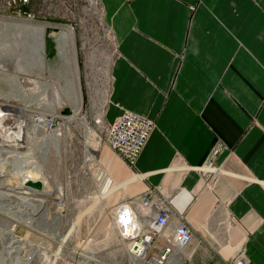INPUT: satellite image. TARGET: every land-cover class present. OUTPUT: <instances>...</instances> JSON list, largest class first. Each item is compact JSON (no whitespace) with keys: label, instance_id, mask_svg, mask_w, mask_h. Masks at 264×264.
<instances>
[{"label":"crops","instance_id":"1","mask_svg":"<svg viewBox=\"0 0 264 264\" xmlns=\"http://www.w3.org/2000/svg\"><path fill=\"white\" fill-rule=\"evenodd\" d=\"M100 1L116 49L104 120L155 123L135 166L142 191L178 194L220 255L264 264V0Z\"/></svg>","mask_w":264,"mask_h":264},{"label":"rangeland","instance_id":"2","mask_svg":"<svg viewBox=\"0 0 264 264\" xmlns=\"http://www.w3.org/2000/svg\"><path fill=\"white\" fill-rule=\"evenodd\" d=\"M8 3L9 0H0V38L10 39L9 48L6 50H3L4 46L0 44V113L2 114L0 115L6 118L3 125L6 128H11L22 118L44 117L42 115L50 114L45 106L39 105L36 98L31 97L37 92L35 81L40 77L57 81L67 71L72 72V65H64L65 61L61 58L58 50V37L65 31L64 27H67L72 31V39L70 40L73 41L72 46L77 63L81 92L82 108L78 118H84L88 121L94 135L102 143V150L96 154L97 157L94 160L90 159L86 151L84 129L78 120L69 119L74 115V108L67 104L60 110V117L50 118L49 128L52 130L60 128L61 132L52 137L51 148L45 155L44 161L39 160L47 182L53 186L55 193L59 192L61 195L45 197L32 192H28L29 194L26 195L35 199H44L48 202V218H46L48 225L52 223L51 221H56L54 220L55 216L60 214L61 217L56 222L58 235H67L70 223L72 229L77 227V233L73 230L71 234L70 246H75L80 252L92 250L91 254L95 255L96 258L108 264H114L110 257L112 252L110 243L113 238L106 236L109 225L108 210L122 199L140 193L142 183L136 180L128 187L116 189L108 199L103 201L104 204L95 202L94 198L99 195L100 190L105 185L104 177L110 179L112 186H114L135 175L105 144L104 136L97 123L100 115L104 113L106 105L104 99L108 95L111 85L110 68L116 50L112 31L105 20L102 3L100 0H96V4L93 5L90 0H30L27 12L21 14V16L14 11L15 9L9 7ZM11 20H23L26 22L25 24L46 25V68L41 72L36 69L22 71L20 63L23 60L21 36L20 34L17 35V31L8 30L5 27ZM51 29L58 30V32L52 34ZM68 50L70 51V48ZM4 56H10L5 63H3ZM12 57H18L20 62L14 63ZM23 65L24 67L27 66L26 63ZM37 73L41 74L38 76ZM68 75L72 78L71 74ZM13 76H18V82L11 79V77L14 78ZM19 87L25 90L28 98L24 99L20 96L18 90L21 88ZM14 108H22L23 114H20ZM67 109L69 113L66 112ZM42 137V135L38 136L37 144L42 143ZM19 152L25 153L26 149H21ZM1 159L5 161L4 156ZM12 164L13 160H7L6 168H9ZM8 184L15 188L18 187L15 179H11ZM0 190L9 192L7 189ZM20 191L22 190L18 191L16 189V192ZM59 196H63L66 202L64 208H60L55 203L56 198ZM11 198H17L15 191ZM9 202L6 201L7 206H10ZM11 204L15 206L16 202ZM42 211L43 209L39 210L34 217L37 218ZM0 217V228L6 229L8 227L7 217L4 215ZM15 224L14 233L25 239L22 245L25 244L26 248L19 247V250L14 248L9 251L5 248L0 250V264H17L18 262V264H22L19 260L16 262L14 258L18 257L19 259L21 256H26L31 250L29 248L35 247L50 254L51 258L48 263L34 260L30 264H72L68 256L61 260L56 257L61 252V247L58 241L55 242V239L48 234L51 229L45 226L44 222H37L36 224L41 230L36 227V229H28L29 232L22 224ZM210 228L219 240L222 238L224 246L229 249H231V246L235 247L239 244L241 239L239 232H235V240H232L230 237L221 236L215 224H210ZM194 234L197 244L192 259L187 264H225L226 261L235 256L230 253L228 257L220 255L218 244L208 237L203 228L199 227L194 230ZM228 236H232V233L229 232Z\"/></svg>","mask_w":264,"mask_h":264},{"label":"bare ground","instance_id":"3","mask_svg":"<svg viewBox=\"0 0 264 264\" xmlns=\"http://www.w3.org/2000/svg\"><path fill=\"white\" fill-rule=\"evenodd\" d=\"M90 1L92 5L96 4V0H90ZM25 23L26 22H24L23 20H11V22L5 26L8 30L17 31V35L20 34L21 36V42L23 46L22 47L23 60L22 62H20L18 57L16 58L12 57V61H14V63L20 62L22 71L26 72L36 69L39 72H41L43 69L46 68V57H45L46 25H32ZM64 29L65 31L58 37L59 38L58 49L61 58L66 63V64L64 63V65L65 66L72 65V72L67 71L66 74L64 76L59 77L57 81L54 80L50 81L45 77H40V79L35 81L37 92L33 97H31V98H36V102L39 105L45 106V108L48 111H50V114L42 115L44 117L31 116L28 117L27 119L22 118V120L17 122L14 127L6 128L3 125V121L6 118L1 116L2 114L0 113L1 114L0 115V189H7L9 191V192H3L0 190V216L4 215L8 219L7 220L8 227L6 229L0 228V243H1L0 250H3L4 248L5 250L8 251L13 250L14 248L19 250V247L26 248L25 244L24 246L22 245L23 240L25 239L20 238L14 233V226H16L15 223L22 224L24 227L27 228L26 230L29 232L28 229L32 230V229H36V227L38 230H41V228L36 226V224L37 222L38 223L44 222L45 226L50 227L51 229L50 232H48V234L51 236V238L55 239L54 240L55 242L58 241L59 246L61 247V252H59L58 255H56V257L59 258L60 260L66 256H68L71 259H73L75 256H79L83 264H108L96 258L95 255L91 254L92 250H88L87 252H80L75 248V246H70V242L72 240L71 234L73 230L76 232L77 227L75 229H72L71 227L72 225L70 223L68 234L58 235L56 222L59 220V217H61L60 214H57L55 216L54 220L56 221H51L52 223L49 222L50 224L48 225L47 224L48 220L46 219L48 218L47 216L48 202L44 199H35L33 197L26 195L29 194L28 192L39 194L45 197L61 195V193L59 192L55 193L54 191L55 189L53 188V186L47 182L46 178L44 177L43 170L39 164V160L44 161L45 155L47 154L48 150L51 148L52 137L55 134L61 132L60 128L54 130L49 128L50 127L49 124L51 123L50 118L52 117L54 118L57 116L60 117V110H62L67 104H70L74 108V115L71 116L69 119L78 120L79 124L84 129V133L86 136L85 146L88 157L94 160L97 157L96 154H98V152L102 150L101 140L98 137L97 138L99 140L96 138L88 121L84 118H80V119L78 118V115L82 108L81 107L82 103H81V92L78 82V74H77V66H76L77 63L75 60L73 46H72L73 41L70 40L72 39L71 38L72 31L67 27H64ZM50 32L52 34H56L57 30L51 29ZM9 42H10L9 38H5V37L0 38V44L4 46L3 47L4 49L2 48L3 50L9 48L8 46ZM69 48L70 51L68 50ZM9 57L10 56H4L3 63H5ZM25 63L27 65L26 67H24L23 65ZM40 74L41 73H37L38 76ZM68 74H71L72 78L69 77ZM13 77L14 78L11 77V79L14 82H18V76H13ZM18 91H20L19 94L22 98L24 99L28 98V95L26 94L25 90L21 88ZM14 109L17 110L20 114H23L24 112L22 108H17V109L14 108ZM102 116L103 115H100L99 120ZM99 120H97V123ZM39 135L43 136L42 137L43 140L41 144L36 143V140ZM24 148L26 149L25 153L19 152L21 149L23 150ZM3 156L5 158V161L1 159ZM6 159L7 160L10 159L11 161L13 160V164L12 166H9V168H6L7 167ZM204 170L212 171L209 168H205ZM133 177L134 179H132L131 181L137 180L139 176L135 174ZM11 179H15L17 181L18 183L17 188L12 187L8 184ZM28 179L42 181L43 183L42 190L39 192H35L23 188V182ZM105 179L106 178L104 177L103 179L105 184L104 187L102 188V190H100L99 195L94 198L96 200L95 202L98 204H104L103 201L107 197V194L111 187V180L108 178L106 180ZM100 187L99 189H101ZM120 188H123V186L119 187V189ZM16 189L18 191L19 190L22 191L16 192ZM116 189H114L113 192H115ZM14 191L16 193L17 198L12 199L11 196L14 195ZM6 201H10L8 203L10 204V206L6 205ZM12 202L13 203L16 202V205L13 206L11 204ZM41 209H43V211L39 214V216L37 215L38 216L37 218H35L34 215L37 214ZM107 232H108V236L113 238V232L111 231V227L110 229H108ZM48 238L50 239V237ZM5 243L6 246L4 247ZM29 250L30 251L29 252L27 251L28 254L26 256L24 257L21 256L19 257V259L18 257L14 258L16 262L19 260L22 262V264H30L34 260L43 261L47 263L50 261L51 255L41 250L40 248H36V247L29 248ZM241 252L242 250H240L238 253Z\"/></svg>","mask_w":264,"mask_h":264},{"label":"built area","instance_id":"4","mask_svg":"<svg viewBox=\"0 0 264 264\" xmlns=\"http://www.w3.org/2000/svg\"><path fill=\"white\" fill-rule=\"evenodd\" d=\"M29 1L9 0L8 5L21 16L27 12ZM98 124L105 144L136 174V163L155 129L154 121L126 111L112 123L102 116ZM177 196L167 195L160 187H148L108 210V229L111 227L113 232L110 257L114 264H187L191 261L196 246L194 232L182 211L174 205ZM55 203L64 208L66 202L59 196ZM71 261L83 264L79 256ZM225 264L252 263L242 251Z\"/></svg>","mask_w":264,"mask_h":264},{"label":"water","instance_id":"5","mask_svg":"<svg viewBox=\"0 0 264 264\" xmlns=\"http://www.w3.org/2000/svg\"><path fill=\"white\" fill-rule=\"evenodd\" d=\"M67 113H69V110H66ZM23 188L29 189L30 191L39 192L43 188V183L40 180H31L28 179L23 182Z\"/></svg>","mask_w":264,"mask_h":264},{"label":"trees","instance_id":"6","mask_svg":"<svg viewBox=\"0 0 264 264\" xmlns=\"http://www.w3.org/2000/svg\"><path fill=\"white\" fill-rule=\"evenodd\" d=\"M46 47H47V42H46Z\"/></svg>","mask_w":264,"mask_h":264}]
</instances>
